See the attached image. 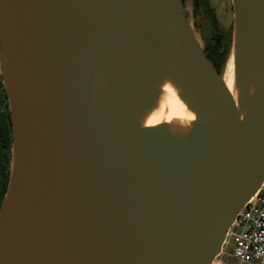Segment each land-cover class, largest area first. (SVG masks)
Instances as JSON below:
<instances>
[{
  "label": "water",
  "instance_id": "obj_1",
  "mask_svg": "<svg viewBox=\"0 0 264 264\" xmlns=\"http://www.w3.org/2000/svg\"><path fill=\"white\" fill-rule=\"evenodd\" d=\"M241 120L184 0H0L13 127L0 264H213L264 181V0H232ZM171 74L189 137L138 114Z\"/></svg>",
  "mask_w": 264,
  "mask_h": 264
},
{
  "label": "built area",
  "instance_id": "obj_2",
  "mask_svg": "<svg viewBox=\"0 0 264 264\" xmlns=\"http://www.w3.org/2000/svg\"><path fill=\"white\" fill-rule=\"evenodd\" d=\"M213 264H264V181L238 214Z\"/></svg>",
  "mask_w": 264,
  "mask_h": 264
},
{
  "label": "trees",
  "instance_id": "obj_3",
  "mask_svg": "<svg viewBox=\"0 0 264 264\" xmlns=\"http://www.w3.org/2000/svg\"><path fill=\"white\" fill-rule=\"evenodd\" d=\"M203 12L208 16L212 24L217 29L213 37L212 45L205 51L217 71L222 74L229 55L232 50L233 32H223L219 29L214 9L210 6L209 0L201 2ZM13 127L9 100L3 80L0 77V176L2 198L8 188L11 166H12V147H13Z\"/></svg>",
  "mask_w": 264,
  "mask_h": 264
},
{
  "label": "clouds",
  "instance_id": "obj_4",
  "mask_svg": "<svg viewBox=\"0 0 264 264\" xmlns=\"http://www.w3.org/2000/svg\"><path fill=\"white\" fill-rule=\"evenodd\" d=\"M231 63L232 82H235V64ZM229 64L227 66V69ZM161 99L157 102L156 108L152 109L145 116L141 127L144 130L154 129L162 125H168L171 132L174 133L176 127L186 130H193L198 117L191 108L182 101L180 97V89L171 79L165 80L161 86ZM168 109H171L169 112ZM178 121V125L174 124Z\"/></svg>",
  "mask_w": 264,
  "mask_h": 264
},
{
  "label": "bare ground",
  "instance_id": "obj_5",
  "mask_svg": "<svg viewBox=\"0 0 264 264\" xmlns=\"http://www.w3.org/2000/svg\"><path fill=\"white\" fill-rule=\"evenodd\" d=\"M234 53L235 52H232L230 54L229 62H227L221 76H222L223 81L227 85L229 91L231 92V94H232V96H233V98L237 104V107L239 109V113L241 116V120L244 121V119L247 115L248 102L251 98V95H252L258 81L260 80V75L257 74L255 71H248L247 72L245 80H247L249 84H248V89H247L248 93L246 94L243 90L245 82L240 79V77L237 73V65H236V59H235ZM230 62H234V64H235V82L232 83L231 87H229L228 82L226 80V75L228 73L227 66ZM167 79H171L175 83V85L180 89V97H181L182 101L190 107L191 101L188 97L187 91L182 87V85L171 74L168 73L167 75H165L163 77V79L157 84L156 88L154 89L153 98H152L151 102H149L146 106H144L143 109L139 112L138 121H139V127L140 128H142L141 124H142V121L145 118V116L147 114H149L152 109L156 108L157 102L161 99V95H162L161 86L163 85V83ZM191 110H193V109L191 108ZM168 111L170 112L171 109H168ZM197 121H199V118L197 119ZM178 123H179L178 121H174V124L178 125ZM159 127H163L164 129H166L170 134H172L176 138L182 137L180 127H176L174 133L171 132L169 126L166 124L159 126Z\"/></svg>",
  "mask_w": 264,
  "mask_h": 264
},
{
  "label": "rangeland",
  "instance_id": "obj_6",
  "mask_svg": "<svg viewBox=\"0 0 264 264\" xmlns=\"http://www.w3.org/2000/svg\"><path fill=\"white\" fill-rule=\"evenodd\" d=\"M195 3L196 0H186V14L201 47L204 51H207L212 45L217 29L203 11L198 13ZM209 4L214 9L219 29L223 32L232 30V34L234 35L235 18L232 0H209ZM232 52H234L233 49L231 50ZM229 59L227 62H229ZM180 131L183 137H189L192 133V130L189 131L183 128H180Z\"/></svg>",
  "mask_w": 264,
  "mask_h": 264
},
{
  "label": "flooded vegetation",
  "instance_id": "obj_7",
  "mask_svg": "<svg viewBox=\"0 0 264 264\" xmlns=\"http://www.w3.org/2000/svg\"><path fill=\"white\" fill-rule=\"evenodd\" d=\"M201 2L202 0H196V8L198 9V13L202 12L203 11V8H202V5H201ZM184 4L186 5V0H184ZM185 10H186V6H185ZM2 78V77H1ZM7 192V190H6ZM6 194V193H5ZM5 197V195H4ZM3 199L2 198V190H1V176H0V209H1V206H2V202H3Z\"/></svg>",
  "mask_w": 264,
  "mask_h": 264
},
{
  "label": "snow or ice",
  "instance_id": "obj_8",
  "mask_svg": "<svg viewBox=\"0 0 264 264\" xmlns=\"http://www.w3.org/2000/svg\"><path fill=\"white\" fill-rule=\"evenodd\" d=\"M226 80L228 82L229 87H231L232 86V83H233L232 82V74H231V63H229L228 73L226 75Z\"/></svg>",
  "mask_w": 264,
  "mask_h": 264
}]
</instances>
